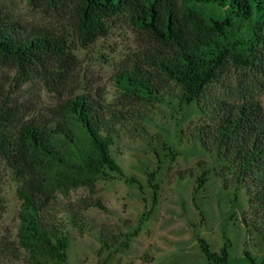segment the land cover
<instances>
[{
    "label": "rangeland",
    "instance_id": "374dc122",
    "mask_svg": "<svg viewBox=\"0 0 264 264\" xmlns=\"http://www.w3.org/2000/svg\"><path fill=\"white\" fill-rule=\"evenodd\" d=\"M73 4L0 0L1 21L66 40L64 55L44 54L24 68L0 55L5 130L16 135L21 123L58 119L63 101L83 95L111 117L109 152L124 175L107 172L89 185L48 164L37 168L33 181L49 197L44 213L59 221L68 236L64 263L51 264H212L200 250L199 238L215 253L228 242L229 264H259L264 258V220L258 208L249 205L234 167L215 151H205L194 135L210 122V104L234 99L229 91L244 89L264 110L263 73L255 67L228 66L219 82L189 104H180L172 94L161 103L140 105L117 88L115 75L157 44L125 15L108 19L104 35L83 40ZM157 165L149 182L148 174ZM202 171L206 180L194 190ZM152 183L157 185L155 204ZM19 185L15 168L0 157V264H34L17 242ZM122 240L127 246L120 245Z\"/></svg>",
    "mask_w": 264,
    "mask_h": 264
},
{
    "label": "trees",
    "instance_id": "16d2710c",
    "mask_svg": "<svg viewBox=\"0 0 264 264\" xmlns=\"http://www.w3.org/2000/svg\"><path fill=\"white\" fill-rule=\"evenodd\" d=\"M73 1L81 39L104 35L108 19L125 15L157 44L137 63L115 75L117 88L140 105L161 103L172 94L180 104H189L219 82L228 66L255 67L264 75V0ZM65 45L64 37L0 20V55L13 59L21 68L44 54L64 55ZM229 93L234 99L210 104V122L194 136L205 151H215L234 167L235 180L245 189L249 205L256 206L264 220V110L244 89ZM61 108L60 118L21 123L16 135L5 130L0 115V157L15 168L20 182L16 188L20 201L17 242L34 264L64 263L68 246L60 222L44 213L49 197L32 178L38 167L48 164L64 175L70 174L71 180L89 185L107 172L124 177L109 152L111 117L102 106L77 95L63 101ZM157 169L158 165L148 174L149 182ZM187 173L191 175L190 170ZM205 177V171L196 177L194 190L202 187ZM125 180L136 182L133 177ZM151 186L155 204L157 185ZM95 205L103 207L99 202ZM70 222L77 226L74 218ZM100 242L107 248L102 238ZM198 243L210 263L229 264L228 242L218 253L210 251L203 239ZM120 245L127 246V241ZM144 260L150 261L147 257ZM259 264H264V258Z\"/></svg>",
    "mask_w": 264,
    "mask_h": 264
}]
</instances>
